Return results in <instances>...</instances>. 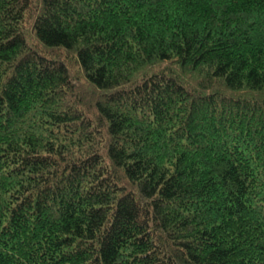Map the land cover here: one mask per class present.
I'll return each instance as SVG.
<instances>
[{
  "label": "trees",
  "instance_id": "trees-1",
  "mask_svg": "<svg viewBox=\"0 0 264 264\" xmlns=\"http://www.w3.org/2000/svg\"><path fill=\"white\" fill-rule=\"evenodd\" d=\"M0 264H264V0H0Z\"/></svg>",
  "mask_w": 264,
  "mask_h": 264
}]
</instances>
